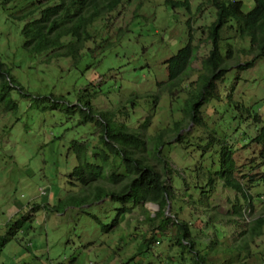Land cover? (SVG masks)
Returning a JSON list of instances; mask_svg holds the SVG:
<instances>
[{"label": "rangeland", "instance_id": "374dc122", "mask_svg": "<svg viewBox=\"0 0 264 264\" xmlns=\"http://www.w3.org/2000/svg\"><path fill=\"white\" fill-rule=\"evenodd\" d=\"M163 1L135 0L118 14L114 11L97 20L96 40L107 34L117 43L118 54L110 59V68L103 61L86 69V60L74 66L69 58L46 63L43 56L29 54L22 46L23 22L12 20L11 11L0 6V59L28 93L24 97L17 90L12 92L11 97L18 103L15 112L0 109V235L5 234L7 224L15 218L33 215L32 220L26 218L17 234L1 246L0 264H66L78 252L80 264H196L192 261L194 253L204 255L206 264H264V229L260 236L248 242L247 248L240 247L239 236L252 219L264 213V184L249 187L253 204L250 207L240 199L242 216L234 213L233 204L235 200L238 203L236 192L225 188L222 180L214 175L219 170L221 146L216 142L211 144L218 138L231 146L237 167L234 177L264 171L258 146L250 144L251 138L264 126V58L243 70L237 69L236 62L242 63L244 57L230 60L223 81H217L218 99L202 103L201 124L188 122L182 108L184 92L164 93L157 101L153 96L157 81L166 78L163 59L185 44L188 32L185 21L189 14L181 8L173 11ZM198 1L192 0V19L199 18L192 24L198 50L186 71L187 83L196 80L202 71L201 60L210 49L206 30L199 25L207 22L202 16L208 15L211 9L201 14L195 12ZM241 1L244 10L252 8V0ZM138 2L142 21L138 34L126 32L116 40L119 33L132 27V11ZM233 37L231 42L238 48L239 40ZM95 44L87 42L86 47L93 48ZM240 44L248 47L246 42ZM98 56L96 52L95 58ZM138 60L145 66H139ZM89 83V90L94 87L97 91L99 88L110 91L98 92L92 98L91 104L96 110L114 111L115 119L131 128L139 127L149 118L147 136L182 121V142L175 132H170L167 136L171 138L170 143L161 146V153L157 154L162 161L166 160L171 172L163 171V163L158 162L151 142L143 155L163 171V177L171 185L173 198L168 201L165 214L186 223L191 250L177 243L175 227L170 226L161 236L155 228L158 221L145 219L158 209L150 203L144 204L145 212L136 205L129 214L120 217L115 232H104L86 215L69 212L73 210L70 206L60 212L43 206L76 189L68 183L69 173L76 164L70 150L71 141L98 134L90 122L77 125L78 115L64 110L68 101L76 102L77 90ZM229 91L232 102L236 100L250 108L259 115L260 121L248 120L252 118L246 112L240 116L228 103ZM44 96L63 98L56 100L58 105L51 108L52 98L50 101L38 99ZM250 157L259 162V167H251ZM209 176L214 178L211 185L207 184ZM242 180L246 181L247 177ZM202 192L207 196H200ZM113 207L103 199L90 211L97 213L104 223H110ZM146 232L147 236L154 234L156 239L145 256L137 257L142 247L141 234ZM129 257L134 258L127 262Z\"/></svg>", "mask_w": 264, "mask_h": 264}, {"label": "trees", "instance_id": "16d2710c", "mask_svg": "<svg viewBox=\"0 0 264 264\" xmlns=\"http://www.w3.org/2000/svg\"><path fill=\"white\" fill-rule=\"evenodd\" d=\"M133 1L135 0H0V6L11 11L9 16L12 20L23 22L22 46L29 54L43 56L46 63L53 59L69 58L74 66L86 60V69L103 61L106 62L107 68L111 67L110 59L118 54L117 43L113 42L107 34L97 41V29L94 24L106 14L114 11L118 14L125 5ZM163 2L173 11L181 8L189 14L185 21L188 32L185 44L163 59L162 65L165 67L166 78L157 81V90L153 91L155 92L153 96L157 101L164 93L184 92L185 98L182 105L184 118H187L190 123L201 124L200 107L206 101L218 99L217 81H223L230 67L228 62L236 56L244 57L245 60L242 63L236 62L237 69L243 70L252 67L257 60L264 58V0H252L253 6L248 10L243 9L241 0H199L198 4L196 3L194 10L199 14L208 8L211 9L208 15L202 16L207 22L199 25L200 29L206 30V42L210 44V49L201 60L202 71L196 80L190 83H187L186 71L190 69V63L198 50V46L194 43L192 24L199 18L192 19V0H164ZM140 9L141 4L138 2L132 11V27L119 33L116 40H119L126 32L138 34L139 27L142 25ZM234 35L239 40L238 48H235L231 42ZM87 42L96 43L95 47H86ZM242 42L248 43V47L240 44ZM96 52L99 53L98 58H95ZM89 59L92 63L88 62ZM136 62L139 66H145L141 60ZM133 68L138 69L136 66ZM89 86L90 83L78 89L76 102L68 101L64 110L69 114L78 115L77 125L90 122L98 134L90 139L71 141L70 150L74 154L76 164L69 173L68 183L76 189L74 191L70 189V192L67 191L62 197H57L53 204L46 202L43 206L54 212H60L70 206L73 210H68L69 212L76 211L81 215H86L100 225L102 231L105 230L104 232H115L120 224V217L129 214L136 205L142 208V212H145L144 204L150 202L157 205L158 209L154 211V215L150 213L145 216V219L150 222L158 221L155 228L160 231L161 236L170 226L175 227L177 243L191 250L192 244L188 242L189 232L186 223L177 222L173 217L165 214L168 201L173 198V193L171 185L163 177V171L171 172V168L164 158L162 161L157 156L161 153L160 147L170 143L171 138H167L170 132H175L182 142L184 138L180 134V130L184 129L182 121H175L171 127L147 136L149 118L146 117L139 127L131 128L126 122L115 119L114 111L96 110L91 104L92 98L98 92L106 94L110 91L103 92L100 88L97 91L94 87L89 90ZM14 90L24 97L28 96L27 91L0 59L1 111L15 112L17 110L18 103L11 97ZM231 93L227 95L228 103L240 112V116L242 112H246L248 117L252 118L248 120L253 123L260 121L259 115L253 113L250 108L236 100L232 102ZM50 98L54 101H50ZM62 98L44 96L38 99L50 101L51 108H54L59 101H62L60 100ZM129 100L132 102V98ZM149 142L153 145L154 155L158 162L163 163V171L156 169L155 164L143 155ZM215 142L221 146V149L219 170L214 171V175L222 180L225 188L236 192L238 203L235 200L232 208L234 213L242 216L241 202H245L246 205L250 204L251 207L252 195L248 188L254 186L255 183L256 185L264 184V171L241 174L240 178L234 177L233 172L237 171V167L231 156V146L224 139L217 138L211 144ZM254 143L258 146V156L264 165V126H261L258 133L251 138L250 144ZM249 164L253 169L259 167V162L254 161V157L249 158ZM245 176L246 181L242 180ZM213 180L214 178L209 176L207 184L211 185ZM247 183L249 185L245 186ZM41 194H46L45 190ZM200 196L207 195L202 192ZM103 199L114 206L113 219L110 223H104L97 213L90 211L92 206H97V203ZM240 199L241 202H239ZM27 216L21 215L7 224L5 234L0 235V248L25 225L26 218L32 220L33 215L27 214ZM104 216L107 217L106 214ZM263 229L264 213L252 219L247 228L242 230L239 235L240 247L247 248L248 242L260 236ZM242 235L244 237H241ZM155 239L154 234L147 236V232L142 233V247L138 251L139 254H136L137 257L145 256ZM78 254L79 252L72 254L66 264H80ZM132 258L134 257L127 258V262L133 260ZM192 261L196 264H206V257L200 253H194Z\"/></svg>", "mask_w": 264, "mask_h": 264}, {"label": "water", "instance_id": "95a60500", "mask_svg": "<svg viewBox=\"0 0 264 264\" xmlns=\"http://www.w3.org/2000/svg\"><path fill=\"white\" fill-rule=\"evenodd\" d=\"M150 203V202H149ZM150 205H153L154 207L158 208L157 205L153 204V203H150ZM168 206V205H167Z\"/></svg>", "mask_w": 264, "mask_h": 264}, {"label": "built area", "instance_id": "2783aa9c", "mask_svg": "<svg viewBox=\"0 0 264 264\" xmlns=\"http://www.w3.org/2000/svg\"><path fill=\"white\" fill-rule=\"evenodd\" d=\"M41 193H43V191H41Z\"/></svg>", "mask_w": 264, "mask_h": 264}]
</instances>
